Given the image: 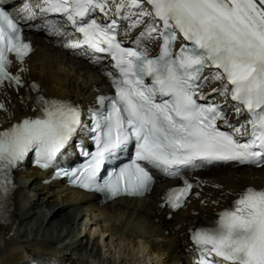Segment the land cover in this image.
Here are the masks:
<instances>
[{
  "label": "snow or ice",
  "instance_id": "6c2138e0",
  "mask_svg": "<svg viewBox=\"0 0 264 264\" xmlns=\"http://www.w3.org/2000/svg\"><path fill=\"white\" fill-rule=\"evenodd\" d=\"M5 3L0 0V89L26 87L21 103L31 100L38 114L0 130V224L8 223L13 172L30 154L35 166L56 168L57 177L107 200L145 195L154 182L149 169L161 170L181 181L161 204L173 212L200 186L188 179L197 169L216 163L264 168V0H146L150 11L145 0H26L16 13ZM21 18H41L31 26L64 37V49L91 55L94 64L100 63L94 54L110 56L115 71L105 75L114 96L98 98L82 119L78 105L45 97L38 83L26 85V69L10 71L33 51ZM121 21H130V29L143 24L139 39L158 40V54L149 55L140 43L123 46ZM178 37L188 43L175 51ZM209 80L219 83L213 92L234 103L210 99L204 91ZM78 135L91 140L94 151L77 142L87 159L80 168L61 169L58 158ZM129 147L130 162L107 168ZM235 195L213 227L190 230L193 264H264V188Z\"/></svg>",
  "mask_w": 264,
  "mask_h": 264
},
{
  "label": "bare ground",
  "instance_id": "6f19581e",
  "mask_svg": "<svg viewBox=\"0 0 264 264\" xmlns=\"http://www.w3.org/2000/svg\"><path fill=\"white\" fill-rule=\"evenodd\" d=\"M135 19L133 16L132 20ZM129 23L128 30L139 39L144 25L130 29ZM140 42L150 49L154 40ZM36 44L38 49L29 63L28 76L39 83L43 95L52 99H88L90 87L97 80L90 78L86 67L53 49L41 38ZM217 87L218 82L209 80L205 92H213ZM26 92V88L19 92L11 89L0 96V101L2 97L5 104L0 110V130L37 112L31 100L21 103ZM211 96L227 105L233 104L229 98L215 92ZM229 118L236 122L234 111H230ZM240 122H244L243 116ZM44 176L29 167L24 174H17L15 192L8 202V223L0 224V264H90L93 260L98 264H113L112 259L100 257L96 244L90 245L87 232L107 235L110 248L122 246L131 257L143 253L139 245L143 241L159 258L154 257L152 264H188L193 254L190 246L193 225L228 207L241 190L264 188V168L213 169L202 175L205 184L199 198L169 220H164L155 210L160 186L152 192L154 201L151 198L121 199L99 208L91 195L66 191L60 182L40 185L39 180ZM200 200L203 201L201 206Z\"/></svg>",
  "mask_w": 264,
  "mask_h": 264
},
{
  "label": "clouds",
  "instance_id": "9594fccd",
  "mask_svg": "<svg viewBox=\"0 0 264 264\" xmlns=\"http://www.w3.org/2000/svg\"><path fill=\"white\" fill-rule=\"evenodd\" d=\"M60 69H58L59 71ZM127 243V242H123ZM140 247L144 250L143 253L136 257H131L126 249L122 246H117L114 249L106 250L105 257H110L113 264H152L153 258L159 259L157 254L150 252V248L143 241L139 242ZM91 264H98L97 261H91Z\"/></svg>",
  "mask_w": 264,
  "mask_h": 264
},
{
  "label": "rangeland",
  "instance_id": "374dc122",
  "mask_svg": "<svg viewBox=\"0 0 264 264\" xmlns=\"http://www.w3.org/2000/svg\"><path fill=\"white\" fill-rule=\"evenodd\" d=\"M85 235H86V238H88L90 245L96 244L98 246V253L100 254V257L102 259L106 258L104 255L105 251L112 249L108 246L109 239H108L107 235L103 236V235L99 234V232H95V234H92V233L89 234V232H87ZM132 249L134 250V247H132ZM108 258L111 259L110 257H107V260H109Z\"/></svg>",
  "mask_w": 264,
  "mask_h": 264
}]
</instances>
